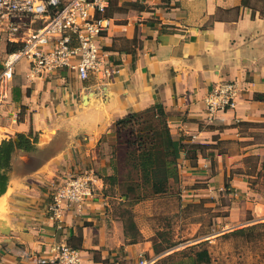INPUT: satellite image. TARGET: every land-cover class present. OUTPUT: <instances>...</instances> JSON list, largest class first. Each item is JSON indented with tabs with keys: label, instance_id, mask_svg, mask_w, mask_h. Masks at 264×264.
<instances>
[{
	"label": "crops",
	"instance_id": "obj_1",
	"mask_svg": "<svg viewBox=\"0 0 264 264\" xmlns=\"http://www.w3.org/2000/svg\"><path fill=\"white\" fill-rule=\"evenodd\" d=\"M109 1L104 14L113 24L99 44L106 66L117 70L110 78L82 81L65 68L32 76L23 60L19 80L0 86V144L19 133L32 140L30 150L12 153L0 194V264H48L51 246L61 242L81 251L80 264L154 257L148 236L130 242L108 177L117 181L133 151L117 121L156 104L182 145V203L223 192L232 217L243 208L250 218L263 212L264 187L244 159L258 155L262 168L264 143L254 131L264 129V0H118L130 4L124 14L112 13ZM226 80L240 88L237 105L210 120L206 98ZM86 168L96 172V194L57 229L48 211L53 183Z\"/></svg>",
	"mask_w": 264,
	"mask_h": 264
},
{
	"label": "built area",
	"instance_id": "obj_2",
	"mask_svg": "<svg viewBox=\"0 0 264 264\" xmlns=\"http://www.w3.org/2000/svg\"><path fill=\"white\" fill-rule=\"evenodd\" d=\"M109 0H0V28L10 42L22 47L7 54L0 73V86L14 78L16 67L28 61L32 76L68 69L84 81L92 75L110 78L116 69L106 66L99 38L113 24L105 15ZM25 35V36H24ZM240 88L235 81H221L206 98L208 118L234 109ZM96 172L92 168L70 173L53 183L49 217L57 229L64 228L68 213L81 214L96 194ZM81 251L61 242L51 246L48 264H80ZM140 264H148L141 258Z\"/></svg>",
	"mask_w": 264,
	"mask_h": 264
},
{
	"label": "rangeland",
	"instance_id": "obj_3",
	"mask_svg": "<svg viewBox=\"0 0 264 264\" xmlns=\"http://www.w3.org/2000/svg\"><path fill=\"white\" fill-rule=\"evenodd\" d=\"M126 5L120 6L118 0H113L111 12L129 13L130 4ZM11 47L0 29L1 61H5ZM18 77L15 73L12 82L18 81ZM258 130L254 131L255 139L264 143V129ZM127 138L128 131L124 129L120 140L126 144ZM131 153L128 152L126 166L122 167V161L117 181L110 179L108 190L114 197L112 206L120 212L130 242L136 237L139 241L148 236L161 250L155 251L154 257L146 258L148 264H264V209L257 218H250L251 213H248L250 219L246 217L244 208L238 218L232 217L228 206L231 200L223 192L213 197V201L207 198L202 203H182L180 179L172 182L169 191L155 194L146 176L135 167V154ZM259 159L258 155H251L244 161L252 167L256 183L264 187V157L260 169ZM125 193L130 195L128 200L124 198ZM142 228L147 231L145 235L140 232ZM204 251L208 256L200 260L198 253Z\"/></svg>",
	"mask_w": 264,
	"mask_h": 264
},
{
	"label": "trees",
	"instance_id": "obj_4",
	"mask_svg": "<svg viewBox=\"0 0 264 264\" xmlns=\"http://www.w3.org/2000/svg\"><path fill=\"white\" fill-rule=\"evenodd\" d=\"M137 5V2H134ZM22 47V44H12L9 52ZM2 68V64H0ZM118 132L127 129L129 138L126 144L134 147L131 154H135L134 165L139 168L150 183L153 193L160 194L170 190L172 182L180 179V157L178 152L181 144L173 139L168 117L161 104L141 111L128 114L117 121ZM31 138L23 133L18 134V139H11L0 144V194H2L9 180L7 171L10 167L12 153L16 148L30 150ZM108 179H113L109 176ZM126 200L130 195L125 193ZM135 226V224H133ZM134 239L132 242H137ZM154 250H161L154 243ZM198 253L199 259L203 260L208 252Z\"/></svg>",
	"mask_w": 264,
	"mask_h": 264
},
{
	"label": "bare ground",
	"instance_id": "obj_5",
	"mask_svg": "<svg viewBox=\"0 0 264 264\" xmlns=\"http://www.w3.org/2000/svg\"><path fill=\"white\" fill-rule=\"evenodd\" d=\"M53 127V126H52Z\"/></svg>",
	"mask_w": 264,
	"mask_h": 264
}]
</instances>
